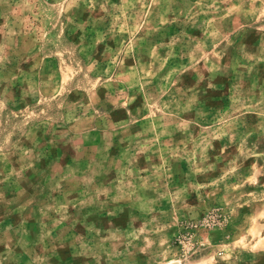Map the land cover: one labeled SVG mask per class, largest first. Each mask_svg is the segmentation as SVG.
<instances>
[{
    "label": "rangeland",
    "instance_id": "1",
    "mask_svg": "<svg viewBox=\"0 0 264 264\" xmlns=\"http://www.w3.org/2000/svg\"><path fill=\"white\" fill-rule=\"evenodd\" d=\"M0 264H264V0H0Z\"/></svg>",
    "mask_w": 264,
    "mask_h": 264
}]
</instances>
